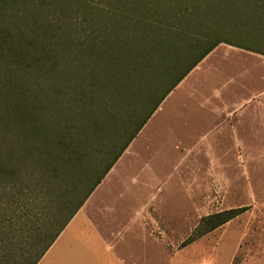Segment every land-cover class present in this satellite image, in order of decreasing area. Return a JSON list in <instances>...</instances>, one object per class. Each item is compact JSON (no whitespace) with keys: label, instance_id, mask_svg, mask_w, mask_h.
<instances>
[{"label":"rangeland","instance_id":"rangeland-1","mask_svg":"<svg viewBox=\"0 0 264 264\" xmlns=\"http://www.w3.org/2000/svg\"><path fill=\"white\" fill-rule=\"evenodd\" d=\"M199 2L0 0V117L16 90L12 84L4 85L6 78L20 77L27 86L29 76L53 77L59 79L53 86L60 87L64 80L90 75L95 62L106 59L112 50L117 54L126 46L133 50L143 45L147 39L141 15L163 10L175 13L189 5L201 10ZM231 8L223 12L215 9L219 13L214 22H206L209 34L246 45L254 39L264 47L256 22L246 14L235 12L232 16ZM194 42L188 40L181 46L184 55L179 66L175 67L178 57H170L174 70L184 69L196 58L197 52L189 51ZM208 56L222 69L223 76L215 71L210 74L206 67L204 76L192 82L191 92L202 100L199 106L204 107L208 100L217 103L214 92L225 79L233 83L231 88L242 84L247 91L239 103L247 109L241 110L239 116L248 124L219 128L220 137L201 144L200 153V134L215 125L210 120L200 121V113L193 111L191 104L173 112L166 99L129 146L127 159L116 163L43 264H112L106 247L113 248L127 264H264V56L226 44ZM158 70L152 75L154 83L145 91L156 97L165 86L163 68ZM243 74L246 81L240 79ZM53 86L52 81L42 83L38 91L44 97L51 94L44 99V105L57 114L58 98ZM138 112L145 113V103ZM132 125L130 133L136 126ZM122 126L119 132L114 130L109 137L98 138L102 140L95 146L103 154L92 155V168L104 169L124 144L129 135L122 133ZM188 128L193 131L191 137L187 136ZM181 145H189L191 152L184 151ZM83 194L80 192L76 198ZM5 200L8 203L1 209L11 208L4 214L0 242H9L4 251L18 254L19 261L26 264L27 258L42 249L39 226L56 214L64 201L56 197L44 203L49 208L46 218L41 217L37 225L24 226L18 205L12 206L11 196ZM243 207L250 209L193 244L181 247L202 218Z\"/></svg>","mask_w":264,"mask_h":264},{"label":"trees","instance_id":"trees-1","mask_svg":"<svg viewBox=\"0 0 264 264\" xmlns=\"http://www.w3.org/2000/svg\"><path fill=\"white\" fill-rule=\"evenodd\" d=\"M199 1L201 10L189 5L175 13L163 10L141 15L147 41L133 50L128 46L117 54L112 50L106 59L95 62L90 75L64 80L60 87L53 86L59 79L37 75L28 77L27 86L20 77L4 81V85L12 84L16 90L4 107V116L0 117V231L4 214L11 208L1 209L8 203L5 200L8 196L14 200L12 206L18 205L17 210L23 213L24 226L37 225L41 217L47 216L49 208L46 209L44 203L55 201L56 197L64 201L56 214H51L39 226L38 240L42 242V249L33 258H27L26 264L41 261L162 103L219 45L264 56V47L254 39L247 45L238 44L225 38H214L206 29V22L213 23L219 13L216 8L223 12L230 6L232 16L235 12L246 14V18L256 22L260 38L264 39V0ZM188 40L195 41L189 51L197 52V56L184 69L174 70L182 63L181 46ZM78 52H82L81 49ZM172 55L178 57L175 67L170 63ZM159 68H163L161 78L165 79V86L156 97L145 91L154 83L152 75L158 73ZM49 81H52L58 98L57 114L47 110L44 105L47 95L44 97L38 91L42 83L48 85ZM66 91L69 93L65 94ZM144 103L142 115L138 111ZM132 124L136 126L130 133L128 129ZM120 126L122 133L129 135L124 144L118 147L104 169L92 168V155L95 152L103 154L95 146L102 140L98 138L109 137L114 130L119 132ZM82 191V198H76ZM249 209H231L202 218L181 247L193 244ZM8 245L9 242H0V264H23L17 258L18 254L4 251Z\"/></svg>","mask_w":264,"mask_h":264},{"label":"crops","instance_id":"crops-1","mask_svg":"<svg viewBox=\"0 0 264 264\" xmlns=\"http://www.w3.org/2000/svg\"><path fill=\"white\" fill-rule=\"evenodd\" d=\"M209 57V56H208ZM206 57L181 83L180 85L167 97L168 101L170 102V107L172 108L173 112H176L177 109L181 106H185L188 104L192 105L193 111H198L200 114V121H204V120H210L212 121L211 125H215V127H213L211 129V127L202 132L200 134V142L198 143L200 145L198 150L200 149V153L203 151L201 148V144L204 145V143H208L211 140H215V138L220 137L221 133H222V129L220 130L219 128H228V127H238L241 126L242 124H248L247 121H243V118H240L239 114L241 110L247 109L246 107L244 108V106L240 105L239 101L243 99V94L246 93L247 88L245 90V88L243 87V85L241 84L238 90L237 88H231V85L233 83H230L228 80L225 79V81L222 82L221 84V88L218 90H216L214 92L215 94V99L217 100V103L215 104V101L213 100H208L206 104H204V107L199 106L198 103L202 102V100H198L201 99L200 96H198V94L195 92H191L192 89L194 88L192 85L193 81H198L200 80L204 74H203V70L207 67V72L213 73L215 71V73H217L219 75L222 74L221 70H219L216 65H214V61L211 60L212 58H208ZM246 74V73H245ZM245 74H243V76L240 78L242 80H247L245 76ZM223 76V74H222ZM242 82V81H241ZM188 85V87H187ZM188 88L190 90H188ZM191 92V93H190ZM182 101V102H181ZM181 102V103H180ZM221 104V105H218ZM238 111V113H237ZM187 121V120H186ZM242 123V124H241ZM189 126V124H188ZM237 133V132H236ZM187 136L191 137L193 135V131L191 130V128H188V132H187ZM137 140V139H136ZM133 143H135V140L133 141ZM183 146L184 151L190 153L192 149H189L190 146L189 145H181ZM132 146L130 145V148ZM178 147L181 149L180 144H178ZM182 149V151H183ZM194 149V148H193ZM214 151V150H213ZM130 153V149L128 148L127 151L122 155V157L120 159L125 160L127 159L126 157H128ZM63 234V233H62ZM62 234L60 235V237L57 239V241L52 245V247L48 250V252L46 253V255L41 259V261L38 264H43V262L45 261V259L48 257V255L51 252V249L53 248V246L61 239ZM106 253L108 254V258H110V260H112V264H127L123 259L119 258L116 254V251L113 248L110 247H106L105 248ZM80 264H82V262H80Z\"/></svg>","mask_w":264,"mask_h":264}]
</instances>
